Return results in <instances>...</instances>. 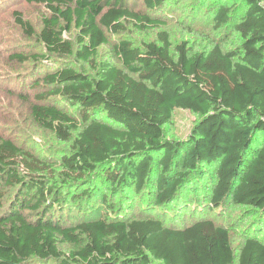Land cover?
<instances>
[{"label":"trees","instance_id":"16d2710c","mask_svg":"<svg viewBox=\"0 0 264 264\" xmlns=\"http://www.w3.org/2000/svg\"><path fill=\"white\" fill-rule=\"evenodd\" d=\"M26 2L44 7L37 36L48 56L92 62L125 22L155 28L150 13L181 0H141L146 12L136 0ZM207 13L237 46H172L160 31L142 45L119 40L121 66L100 62L89 76L63 65L32 82L47 89L29 104L33 124L70 149L40 158L0 135V264H264V0H212ZM72 28L75 44L64 36ZM176 109L198 116L183 140L163 134ZM143 190L152 205L135 214L134 202L123 211L113 201ZM193 192L204 209L186 218ZM228 200L260 213L236 248L208 217ZM73 202L79 219L69 223Z\"/></svg>","mask_w":264,"mask_h":264},{"label":"rangeland","instance_id":"374dc122","mask_svg":"<svg viewBox=\"0 0 264 264\" xmlns=\"http://www.w3.org/2000/svg\"><path fill=\"white\" fill-rule=\"evenodd\" d=\"M212 0H181L175 6L165 5L161 11L150 13L159 19L162 25L146 31H137L131 22H125L126 29L119 35H107V42L101 45L92 62L78 61L76 58H56L48 56L39 40L37 33L42 26L44 7L38 4L27 3L26 0H0V135L9 138L17 144L29 150L34 156H49L56 159L60 155L67 154L70 142H62L45 130L36 127L29 115V104L34 102L35 95L47 89L32 85L35 79H40L44 72L55 70L59 66L68 65L75 70L94 76L95 67L100 62H108L121 66V62L115 56L113 46L119 40H128L134 45H142L145 42L157 41L158 33L166 31L172 46L181 41H186L194 49H202L214 43H219L225 48H233L238 45V38L230 28H217L212 16L207 13ZM226 2V0H225ZM135 8L146 12L141 0H136ZM14 11L20 12L22 17L32 27V35L20 28L14 18ZM76 29L72 28L65 33L66 39L73 44L76 41ZM49 59L36 65L35 61ZM68 110L71 108H67ZM198 119L196 114L188 110L176 109L171 120L163 127V134L168 139L183 140L189 133L192 125ZM6 190V191H5ZM153 191V190H152ZM6 193L3 205L9 202L13 195V189H4ZM108 192V191H107ZM185 209L186 218L195 206L204 209L200 202L199 193H189ZM153 193L150 196L143 190L135 194L129 202L118 203V197L113 201L119 204L124 211L129 203L134 202V209L130 213H137L148 203H152ZM152 205V204H151ZM72 209L65 208V216L69 223L79 219L77 214L78 204L71 203ZM165 220L171 219L170 213L165 212ZM206 214V212H205ZM155 216H160L158 210ZM164 216V215H163ZM208 217L216 224L222 225L229 231L230 241L233 247H238L245 234L253 233V228L259 224L260 213L252 206L239 205L228 200L219 212H210ZM261 222V221H260Z\"/></svg>","mask_w":264,"mask_h":264}]
</instances>
